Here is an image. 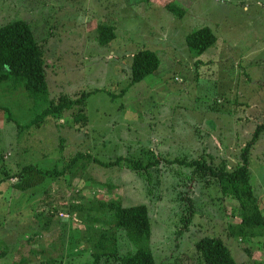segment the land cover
I'll return each instance as SVG.
<instances>
[{
	"label": "rangeland",
	"instance_id": "374dc122",
	"mask_svg": "<svg viewBox=\"0 0 264 264\" xmlns=\"http://www.w3.org/2000/svg\"><path fill=\"white\" fill-rule=\"evenodd\" d=\"M172 1L181 15L165 7ZM19 20L41 45L50 95L45 101L23 85L0 83V173L29 164L62 169L77 153L90 160L74 179L71 173L47 178L26 192L14 186L16 179L0 187V264H94L95 250L73 238L84 226L103 231L108 225L86 221L87 211L63 212L44 230L49 212L42 201L49 194L73 205L102 197L147 205L156 264H201L195 244L204 237L222 239L240 264H264V234L228 236L229 225L241 221L233 217L237 202L222 200L215 181L207 185L176 162L205 157L226 161L231 170L264 123V0H0V28ZM101 22L115 34L107 46L98 41ZM204 27L218 40L196 56L186 38ZM143 49L157 53L161 65L131 86L133 56ZM88 94L86 125L75 124V108L39 118L50 100ZM119 158L112 167L94 161ZM140 159H159L150 187L133 171ZM249 166L264 214V132ZM189 200L194 217L186 228ZM105 212L95 214L113 215ZM114 235L119 257L136 253L124 231ZM99 264L120 263L105 257Z\"/></svg>",
	"mask_w": 264,
	"mask_h": 264
},
{
	"label": "trees",
	"instance_id": "16d2710c",
	"mask_svg": "<svg viewBox=\"0 0 264 264\" xmlns=\"http://www.w3.org/2000/svg\"><path fill=\"white\" fill-rule=\"evenodd\" d=\"M174 5L175 3L172 1L168 5H165V7L169 11L181 15ZM97 32L99 44L102 46H107L115 39L113 27L107 26L105 23L101 22L98 25ZM217 40V36L213 31L209 27H204L190 33L186 38V43L192 53L196 56H201L209 48L213 47L217 43ZM160 65L161 61L157 53L147 49L138 51L133 56L130 85L142 82L148 76L154 74ZM8 81L13 82L15 85H23L37 99L47 101L49 98L50 91L46 78V61L41 45L30 24L21 20L0 28V83ZM89 95L77 98L65 97V99L60 98L58 101L50 100L39 118L44 120L49 116L57 117L58 114L62 115L66 111L75 108V124L82 123L86 125L89 121L86 113ZM263 132L264 123L257 126L253 137L242 149L241 161L231 170L228 169L226 161L217 165L213 159L207 161L205 157L193 160H176L178 164L192 168V176L194 178L199 176L205 184L211 185L215 181L219 185L222 200L231 199L237 202L238 208L233 211V217L239 215L241 221L229 225L228 236L232 238L236 237L238 240L241 238L252 239L255 236L264 234V214L262 213L254 187L251 184L249 166L251 150L259 141ZM89 158L90 156L84 153H77L62 169L56 167L43 170L29 164L19 167L18 172L15 173L3 170L0 173V187L11 179H16L17 182L14 186L22 192H26L41 186L47 178L55 180L71 173L72 179H74L78 172L87 168L83 160H88ZM0 159L1 161L4 160L3 157ZM122 160V158H119L109 164H103L99 160L94 159L97 164L106 167L117 166ZM158 164L159 159H149L147 162L140 159L133 162V171L142 179L147 180L150 187L153 185L154 180L153 171L157 174L155 169ZM156 180L158 181V178ZM154 185L155 187L149 189V193H155L156 182ZM112 187L110 186L109 190L113 189ZM59 200H61V197L59 198L57 194H49L42 201V206L50 215L46 217V221H48L44 224V230L49 229L47 227L48 224L53 223L54 218H60L63 212L67 213L68 217H72L75 213L87 211L86 221L90 223L93 220L97 223L103 221V223L108 225L107 230L103 231H97L96 228H92L94 225H91V227L84 226L85 232L80 231L81 233L76 234V237L73 238L74 241L83 242L86 246H90L95 250L92 252L94 264H99L101 259L105 257L107 261L115 257L116 262L120 264H156L152 249L149 247L152 235V222L150 209L147 205L127 207L116 197L110 200H104L103 197L96 198L89 203L78 205H73L70 202L67 203L68 200L61 202ZM189 201V213L182 219L185 222L186 228H188L189 223L194 217V211L191 209L192 202L191 200ZM58 207L64 210L60 211ZM105 210L113 215L104 219L96 216L95 213H106ZM119 230L124 231L128 239L137 246L136 253L128 254L123 258L119 257L117 235H114ZM112 239L113 245H111ZM109 244L113 246L112 250L109 249ZM4 250L6 251V249ZM195 250L201 264H240L232 256L225 242L219 238L204 237L195 244ZM5 251L3 252L5 253Z\"/></svg>",
	"mask_w": 264,
	"mask_h": 264
}]
</instances>
